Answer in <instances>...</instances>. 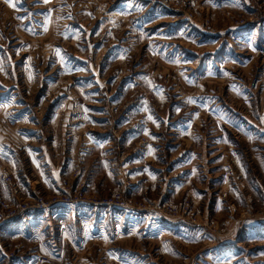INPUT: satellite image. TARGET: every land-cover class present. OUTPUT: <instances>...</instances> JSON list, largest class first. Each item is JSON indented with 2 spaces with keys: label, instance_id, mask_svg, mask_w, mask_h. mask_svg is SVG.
<instances>
[{
  "label": "rangeland",
  "instance_id": "1",
  "mask_svg": "<svg viewBox=\"0 0 264 264\" xmlns=\"http://www.w3.org/2000/svg\"><path fill=\"white\" fill-rule=\"evenodd\" d=\"M6 172L0 211L124 206L0 224V264H264V0H0Z\"/></svg>",
  "mask_w": 264,
  "mask_h": 264
},
{
  "label": "built area",
  "instance_id": "2",
  "mask_svg": "<svg viewBox=\"0 0 264 264\" xmlns=\"http://www.w3.org/2000/svg\"><path fill=\"white\" fill-rule=\"evenodd\" d=\"M142 123H140L141 125ZM7 174L3 175L2 178H0V180L5 184L7 191H9V193L11 192V189L13 187L11 186H15L14 183V177L11 176L10 173L6 172ZM5 174V172H4ZM6 178V179H5ZM16 182V180H15ZM17 185H19L20 183L16 182ZM65 184V183H64ZM59 186H57V190L56 188H52L53 192L55 193L51 199L49 200H45L43 198H39L38 196H35L34 202H30L28 203L27 201H23V205L20 208V211L18 213H14L8 210V207L3 208L0 211V224H5L7 222H11L20 218H24L26 216H28V214H35L37 212H49L51 210H60V207H66L68 205H73V204H79V203H84V202H88L91 204H101V205H110V206H115V207H123L124 203L121 201H103V202H96V201H91V200H86L82 197H71L68 193L64 192V185L63 183L58 184ZM20 186V185H19ZM21 188V187H20ZM19 192L18 190V186H16L14 188V190H12V193L14 195H17ZM30 197V196H29ZM34 197V196H33ZM7 212V213H6ZM2 226V225H0ZM1 238H0V247H1Z\"/></svg>",
  "mask_w": 264,
  "mask_h": 264
},
{
  "label": "crops",
  "instance_id": "3",
  "mask_svg": "<svg viewBox=\"0 0 264 264\" xmlns=\"http://www.w3.org/2000/svg\"><path fill=\"white\" fill-rule=\"evenodd\" d=\"M229 1H231V0H229ZM240 8L242 7V6H239ZM4 159H5V157H3ZM57 173V172H56ZM56 173H55V170L53 169V170H50V172H48V174H47V177L45 178L46 179V181H47V185L46 186H48L49 187V184H51V182H52V180H54L55 182H57V180H59V178H61L60 176H61V174H63V173H60L59 174V176L58 175H56ZM58 174V173H57ZM51 187H53V186H51ZM7 195V189H6V186H5V184L0 180V195ZM67 208V207H66ZM63 209L62 210V212H59V210H51V211H49V212H44V213H38V214H36L37 216H39V217H37V216H28L27 218H23V219H21L19 222H18V224L19 225H17V227H21V226H23L24 224H26V225H28L30 222H32L34 219H37V220H44L42 223H44V224H46L47 226H48V228L49 227H51V223L52 222H56L57 221V218H60V217H62L63 219H65V217L64 216H66V218H73V219H75L73 216L77 213V211L75 210V209H73L72 207H68L67 209ZM89 209H92L91 207H85V209H82L81 211H79L78 212V214H82V213H84V212H86L88 215L90 214L89 212ZM92 210H95V211H91V213H92V217H97V216H99V218L101 219V220H103L102 218H104V217H106L105 219H107V218H110V219H113V218H116V220H117V216H115L114 214H110L109 212L108 213H106V211L107 210H105V209H103V208H97V209H92ZM68 213V214H67ZM33 215V214H32ZM112 215V216H111ZM57 216V217H56ZM109 216V217H108ZM114 216V217H113ZM119 216V215H118ZM37 217V218H36ZM92 217H90V218H92ZM133 218H135L134 216H132ZM34 218V219H33ZM18 221V220H17ZM16 221V222H17ZM13 223H15V221L13 222ZM10 226L11 225H4L3 227H2V232H5L7 229H8V227L10 228ZM34 234V233H33ZM23 235L24 236H26L25 235V232H23ZM35 237H36V234H35ZM52 244H53V242H52ZM52 247H54V246H52ZM52 251V250H51Z\"/></svg>",
  "mask_w": 264,
  "mask_h": 264
},
{
  "label": "snow or ice",
  "instance_id": "4",
  "mask_svg": "<svg viewBox=\"0 0 264 264\" xmlns=\"http://www.w3.org/2000/svg\"><path fill=\"white\" fill-rule=\"evenodd\" d=\"M9 2H10V0H9ZM149 119H151V117H149Z\"/></svg>",
  "mask_w": 264,
  "mask_h": 264
}]
</instances>
